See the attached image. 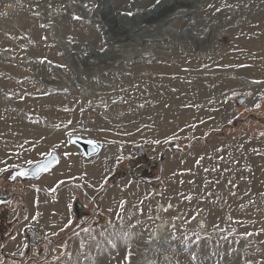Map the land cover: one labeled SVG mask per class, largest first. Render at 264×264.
<instances>
[{
  "label": "rangeland",
  "instance_id": "374dc122",
  "mask_svg": "<svg viewBox=\"0 0 264 264\" xmlns=\"http://www.w3.org/2000/svg\"><path fill=\"white\" fill-rule=\"evenodd\" d=\"M105 1L0 0V160L8 162L9 172L12 165L26 168V161L42 160L46 156L41 153L59 145L55 151L70 164L69 159L80 158L70 142L72 137L94 140L103 148L98 157L79 159L82 178H72L82 179L84 187L75 183V219L59 228L61 232L42 236L48 237L53 246L49 249L44 245L49 255L43 248L44 255L33 264H145L147 255L160 244L171 255L172 264H264V136L260 135L264 132V83H253L264 81V0H248L246 6L239 4L236 9L212 1L213 7L204 12L188 11L185 18L173 14L163 30L172 28L170 24L199 27L205 18L206 26L211 27L216 22L207 13L225 9L242 20V32L235 36L225 32L235 27L231 25L211 33L214 41L206 38L203 44H189L191 57L180 72L190 78L183 81L176 75V81H183L177 84L179 89L163 85L153 90L138 79L145 77L143 69L150 67V62L165 67L161 63L166 59L154 54L136 58L142 61L138 64L125 59L114 64L105 60L98 68L93 66L94 71L113 73L129 69L131 79L127 74L115 75L126 78L117 89L102 87L100 82L107 81L105 77L93 82L80 79L73 60L87 61L88 55L82 52L87 43H97L105 52L115 47L102 18L92 16ZM143 1L109 0L116 9L106 15L125 16V11L135 12V4ZM205 2L209 0H201V4ZM152 47L142 44L137 49L149 51ZM156 51L165 56L173 49ZM34 53L54 57L63 66L67 62L64 68L70 76L55 71L47 57L37 64L42 57ZM203 58L205 66H198ZM228 58L238 63L219 66L222 60L230 62ZM256 58L261 60L257 62ZM78 67L91 69V65L82 63ZM45 72L50 77L58 74L64 84L49 80ZM227 74L231 78L224 77ZM115 92L121 95L103 101L107 97L104 94ZM238 96L246 97L243 105L236 104ZM59 98L81 106L65 111L64 107L56 110L59 103L42 105ZM34 99L38 108L29 107ZM257 103L259 108L255 107ZM229 120L233 122L229 124ZM221 148L223 151H219ZM118 156L123 157L119 162ZM161 157L162 168L153 164ZM171 160L174 163L169 165ZM85 170L91 174L90 180ZM9 172L0 173V201H4L0 203V240L8 230L11 233L14 224L17 226L22 207L26 208L23 185L7 182ZM122 175L131 176V183L125 181L109 190ZM97 179L98 188L104 186L96 195ZM52 182L47 181L49 190ZM73 183L68 181V186L73 187ZM16 192L20 197L17 200L13 197ZM95 195L97 202L93 203L91 197ZM62 201L65 199L57 204ZM160 204H171L173 210L161 214V220L169 225L167 238L155 246L152 235L160 223ZM44 218L39 227L45 226ZM247 232L253 235L245 236ZM196 234L202 238L199 244L194 243ZM61 236L65 240L60 242L57 239ZM192 255L197 256L195 262ZM160 260L157 256L158 264ZM5 264L18 263L8 260Z\"/></svg>",
  "mask_w": 264,
  "mask_h": 264
},
{
  "label": "bare ground",
  "instance_id": "6f19581e",
  "mask_svg": "<svg viewBox=\"0 0 264 264\" xmlns=\"http://www.w3.org/2000/svg\"><path fill=\"white\" fill-rule=\"evenodd\" d=\"M212 1L213 2L216 1V3L219 2V3H221L220 5H230L229 7H235V9H236V7L238 8L239 4L245 5V6L248 4V0H241V1L240 0H209L208 4H206V2H205V4H203V3L201 4V0H159V3H157V0H144L142 3H139V4L136 3L135 4L137 9H135V12L131 11L134 13V15H132V16H128V15L124 16V14H121V15H123L121 17V16H119L120 14H117L115 16L109 17L106 14L114 13V10L116 8L114 7L113 3L109 2V0H106L103 3L101 9L98 12H95V13L93 12L92 16L97 17V18L98 17L102 18V20L104 22V26L107 29V35L110 38L112 45L115 47L113 49H111L110 51L107 50L108 52L107 51L101 52L100 51L101 46L99 44L95 43V44L91 45L90 43H87L84 46L86 48V50H84V51L81 50L83 53H85V52L88 53L87 54L88 55L87 61L81 60V59L80 60L76 59V61L73 60V65L74 66L76 65V70L79 73L80 79L81 78L86 79V82H89V81L93 82L95 79L105 77L107 79V81H101L100 85L101 86L103 85L102 87H106L110 90L117 89V85H123L126 78L115 77V75L117 76V74H121V73L127 74L129 76L127 79H131L132 78V72H130L129 69L121 68L118 73H113L111 71L108 72V71H102V70L94 71L93 66H96L98 68V66H101L103 64V62L105 63V60H112V63L114 64L120 60H125V59L128 61H131V62L135 61V64H138L142 61H136L135 60L136 58H140V57L145 58V56H147V55L151 56L152 54H154V55H158L159 59H163V60L166 59L165 62L161 63V64H164L165 67L162 68L161 66H159L158 63H156V62L151 63L150 62V64H151L150 67L143 69V70H145V73H146V74H144L145 77L138 79V80L141 82V84H142V82L147 83L148 88H150V86H151L152 90L156 89V87H158V86L160 88H162L163 85H165V86H171L172 85L173 88L179 89L176 87L177 84L179 86V85H181V84H179V82H183L186 79L190 78V77H188L187 74L180 72V70H182V68H184L186 66V64H188L185 62V60H187L188 57H191L190 51L187 49V46H189V44H195V43L203 44L206 42V38L210 39L211 41H214V38L211 37L212 36L211 33H214L218 30H222V29L227 28L231 25H235V27L234 28L233 27L227 28L225 32H228L231 35L234 34V36L239 35V31H240V33L242 32L241 31L242 29L240 28V26H243V25H241L242 23L240 24V22H242V20L241 19L238 20L235 16H233V14H232L233 11L229 13V12H227L228 10H225V9H222L221 12H218V11L215 12V10H212L211 12L207 13L208 17L212 18L213 21L216 22V25H212L211 27H209V25L206 26V24H205L206 18H205V20L199 24V27H195V26H193V24H191L187 28H185V25L183 26V28H180L181 24H178V25L170 24L172 28H168L167 30H163L164 28H166L168 21L173 14H175V15L176 14L177 15L182 14V16H184V18H185L186 15L190 14V13H188V11H193L194 13H197L198 11L204 12L205 10L209 9V5H210V3H212ZM197 2H200L201 5L197 6L198 5V4H196ZM210 8H212V7H210ZM125 12L127 13V11H125ZM181 41H183L184 43H182ZM142 44H144V45L152 44V46H154V47H152V49H150L149 51H147V50L139 51L137 49V47H138V45L140 46ZM80 45H82V44H80ZM238 47H240V46H238ZM91 48H92V50H91ZM181 48L184 49V51H186V52L178 50ZM142 49H146V48H142ZM172 49H173L172 53L169 55H165V56L159 55L160 53L158 51H156V50H162L163 51V50H172ZM156 52H158L159 54H157ZM34 55L40 56L39 53H34ZM40 57H47V59L52 61L54 66H55L54 70L57 71L58 73L60 71L61 72L64 71L66 73V75L70 76V73L66 72L67 68L65 69L64 67H59V65H62V63H60L58 61V59H56L54 57L50 58L51 56L48 57L46 55L40 56ZM70 59H71V57H70ZM228 59H230V58H228ZM89 60H91V63L93 61V63L92 64L89 63ZM256 60H257V62H259V60H261V59L256 58ZM263 60H264V58H263ZM121 62H123V61H121ZM80 63H82L83 65H88V66L91 65V69L88 71H84V70L80 69L78 67L80 65ZM237 63L238 62L235 61V59L231 58L230 62H226L224 60L219 62V66H221V67L226 66V65L230 66V65H235ZM37 64L40 65V59L37 60ZM66 64H67V62H65V65ZM205 64H206L205 58L198 61V66L199 65L205 66ZM39 65H37V66H39ZM192 67H194V66H192ZM45 74L47 75V78H50L49 80H51L53 78V80L57 81L59 84H61V83L64 84V80L57 77L58 74L53 75L55 77H50L49 74L46 72H45ZM241 74H243V73H241ZM176 75H178L179 78H183L184 80L183 81H176V79H175ZM199 76L201 78L205 77L203 75H199ZM224 77L231 78V75L227 74V75H224ZM203 81H204V79H203ZM218 86H219V83L217 84V87ZM60 90H62L61 87H60ZM161 90H163V89H161ZM185 91H187V89L183 90V92H185ZM33 93H34V91L32 92V95H34ZM111 95H115V97H118L121 94L116 93V92L110 94V96L108 94H106V95L104 94V96H107V97H105V99L103 101L111 99ZM35 101H36V99L30 101L29 107H34V108L37 107L38 108V103H35ZM50 103L51 104H54V103L58 104L59 103L58 108H56V110H58V109L63 110V107H64V109H68L67 111H74L73 109H75V111H76L81 106L80 103H78L76 101L68 100L65 98L55 99L54 101L47 100V101H44L42 103V105L47 106ZM100 162H98V163H100ZM173 163H174V161L171 160L169 162V165H171ZM92 165H89L88 167L90 168ZM80 168L81 167L79 165H77L73 169L77 170ZM262 170H264V168ZM262 175H264V174H262ZM109 195H107V196L109 197ZM165 207H166L165 204L164 205L160 204V208H159L160 211L157 209L160 212V214H159L160 223H159L158 228H157V233L155 234V236H158L156 238L157 242H159V241L161 242V239L167 238L166 237V229L168 228L169 225H166V221L161 220V218H160L161 214L165 213L163 211V209ZM172 210H173V207L169 208L167 212L172 211ZM51 212H52V215H51ZM180 217H182V216L180 215ZM66 218H68L67 213H66V201L65 202L62 201L57 206L54 205L53 207H51V209H49V214L44 219L45 220V226H47L49 228L51 225H56L57 223H61V221L65 220ZM39 234H40V232H39Z\"/></svg>",
  "mask_w": 264,
  "mask_h": 264
},
{
  "label": "crops",
  "instance_id": "0c3cea01",
  "mask_svg": "<svg viewBox=\"0 0 264 264\" xmlns=\"http://www.w3.org/2000/svg\"><path fill=\"white\" fill-rule=\"evenodd\" d=\"M75 148L79 151V154H78L80 156L79 159L88 160L87 158L84 157L82 150L77 145H75ZM102 151H103V148L101 150V153ZM56 152L58 153V151ZM77 157L78 156H75V158L69 159L70 164H67L66 162H64L63 158L60 156L61 158L60 164L57 167H55L52 171L43 175L39 180L28 181V182L16 181L14 183L15 185L16 184L23 185V188L25 191H24V196L22 198V201L26 208L22 207V211L20 212L17 226L15 227V224H14V228L12 229L11 233H10V230H8V232L0 240V264H5V262L8 260H10L11 262H17L18 264H33L35 260L41 259V256L44 255L45 250H47V255H49V250L46 249L44 245H46L47 248L49 249L53 245L49 242L48 237L47 239H45L44 237L46 235L48 236L53 235L54 233L59 232V231L61 232L62 231L60 230L61 228H65L66 225H69L72 222V220L75 219V214L73 213L74 206H75L74 200L76 199V194L78 191V188L75 186V183L79 182L81 186L84 187L82 179H78L76 177L77 178L76 180L75 178H72L73 176H79L82 178L83 171H84L82 168L77 169V170L72 169V167L77 166V163L80 162V160ZM36 162H38V160ZM76 174H80V175H76ZM89 175L91 174L86 171L87 179L91 178V176ZM131 179H132L131 176L122 175L120 176V178L118 177L116 181H113L111 183V187L109 190H111L113 187L117 185L124 183L125 181H130L131 183ZM50 180H53V182H52L51 189L49 190V188L46 186L48 184L47 181H50ZM44 181H46L45 184H44ZM68 181H71V182L74 181L73 183L74 186L73 185H71L73 187L68 186L69 185ZM98 181H99L98 179L94 181V183L97 186H96V189L94 190L95 193L92 192V194L93 193L96 194L97 192L100 193L103 189L104 185L102 186L101 189L98 188L100 187ZM90 183L91 181H88V184ZM86 190L87 189H85V191ZM70 194H72V196H69ZM96 195L94 197L93 196L91 197V200L93 203L97 202ZM13 197L17 200V198L19 197L18 193L16 192L13 195ZM63 199L67 201L66 213H67L68 220L65 219L66 224L63 225L64 221H61L62 226L61 224L57 223L56 225H51L50 226L51 228L49 227V229L47 226L39 227V224L40 225L43 224V220H42L43 217L45 216L46 218V216L49 214V209L52 207L51 205H55L59 203L60 200H63ZM69 205H71L70 208H69ZM1 208L2 207H0V209ZM93 209L94 207L91 209V211ZM52 228H54V230ZM38 234L44 237L41 238L39 237ZM7 236L9 237L7 238ZM64 236H61L57 240H59L60 242L62 240H65ZM12 237H15V239H12ZM33 248L37 250L36 253L35 251L33 252L31 251ZM43 248H45V250ZM18 251H20V253H17Z\"/></svg>",
  "mask_w": 264,
  "mask_h": 264
},
{
  "label": "snow or ice",
  "instance_id": "6c2138e0",
  "mask_svg": "<svg viewBox=\"0 0 264 264\" xmlns=\"http://www.w3.org/2000/svg\"><path fill=\"white\" fill-rule=\"evenodd\" d=\"M157 3H159V0H157ZM229 6L230 5H225V7H229ZM209 7H213V6L209 5ZM216 11H220V9H216ZM126 15L132 16V15H134V13L129 11V12L126 13ZM73 19H81V18L74 16ZM44 39H46V37ZM69 42H72L71 38H70ZM100 51L103 52V51H105V49L101 48ZM87 54H88L87 52L84 53V55H87ZM45 61H46V58H44V57H42L40 59L41 63H43ZM49 63H51V62L49 61ZM59 67H65V66L59 65ZM253 83H264V81H253ZM233 95H236V93H233ZM113 103H115V101H113ZM255 107L259 108L260 107L259 103H257L255 105ZM67 110L68 109H65V111H67ZM237 118L238 117H234V119H237ZM232 122H233L232 120L228 121L229 124H231ZM71 123H72L71 121H68V125H71ZM57 127H59V126L57 125ZM65 127H67V125ZM66 134H67L68 137L72 136V132L71 131H68ZM260 135L264 136V132L260 133ZM67 142L68 141H65L64 143H67ZM72 142L74 143V141H72ZM155 143H159V141H155ZM88 144L93 146V151H97L98 150L99 145H97L96 141L89 140ZM57 147H59V145H53V150H51V151H49L47 153H41L42 156H46L47 157L46 160H42V161H39V162L32 161V160L26 161V163H28L29 165H33L32 169H24V168H21L19 165H12L11 166V170L15 172V175H12L11 172H10L9 178L11 180L15 181L18 177L27 178V177H31V176H38L40 173L50 170V167L53 165L54 162L55 163L59 162L58 156L56 155V152H55V149ZM219 151H223V148L219 149ZM64 155L68 156V155H71V153H64ZM116 159H117V162H119L121 159H123V157L122 156H118ZM0 164L4 165V167H0V173L9 172V166H8V162L6 160H0ZM186 199H190V197H186ZM0 203H4V201H0ZM70 207H71V205H69V208ZM171 207H172V205L169 204L167 207H165L163 209V211L165 213H167L168 209L171 208ZM26 219H27V217H26ZM118 219H119V217H118ZM192 219H195L194 215H193ZM201 227H203V225H201ZM84 231L85 232H89L90 229H84ZM261 231H264V229H262ZM244 235L245 236H252L253 233L247 232ZM256 235H259V232H257ZM12 239H15V237H12ZM173 239H175V237H173ZM201 239L202 238L198 234H196V239H195L194 243L199 244ZM187 242H188V238L185 237V243H187ZM83 247H84V244L82 242L81 243V248H83ZM191 259L195 262L197 260V256L196 255H192Z\"/></svg>",
  "mask_w": 264,
  "mask_h": 264
},
{
  "label": "water",
  "instance_id": "95a60500",
  "mask_svg": "<svg viewBox=\"0 0 264 264\" xmlns=\"http://www.w3.org/2000/svg\"><path fill=\"white\" fill-rule=\"evenodd\" d=\"M235 102H236L237 105H243L246 102V97L245 96H238L236 98V101ZM71 141H74V144L77 145L83 151V153H84V155H85L86 158L96 157L101 152V146L98 143H97V145H99L98 150L97 151H93V146L88 144V141H89L88 139L86 140V139L80 138V137H77V138H73L72 137ZM56 155L58 156L59 162L58 163H55L54 162L53 165L50 167V170H48L46 172H42L38 176H31V177H27V178H25V177H18L15 181H13V180H11L9 178L10 172H11L12 175H15V172L14 171H10L9 174L6 176L7 182H9L11 184H14L16 181L28 182V181H37V180H39L44 174L52 171L55 167H57L59 165V163H60V156H59V154L57 152H56ZM46 159H47V157H45L42 160H46ZM163 159L164 158L161 157L159 160L154 161L153 164L155 166L160 165V168H162ZM42 160H40V161H42ZM32 168H33V165H31L29 167H26L24 169H32Z\"/></svg>",
  "mask_w": 264,
  "mask_h": 264
},
{
  "label": "built area",
  "instance_id": "2783aa9c",
  "mask_svg": "<svg viewBox=\"0 0 264 264\" xmlns=\"http://www.w3.org/2000/svg\"><path fill=\"white\" fill-rule=\"evenodd\" d=\"M139 152L142 153V150H140ZM39 237L42 238V236H40V235H39ZM152 237H153L152 241H154V245L156 246V244L159 243L156 241V238L158 236H155V234H154V235H152ZM152 250H153V252L151 254L147 255L148 258L145 260V264H158L157 256L161 257L160 264H172V263H170L171 262V255L167 252L165 246H162L160 244L155 249H152Z\"/></svg>",
  "mask_w": 264,
  "mask_h": 264
},
{
  "label": "flooded vegetation",
  "instance_id": "af4514ba",
  "mask_svg": "<svg viewBox=\"0 0 264 264\" xmlns=\"http://www.w3.org/2000/svg\"><path fill=\"white\" fill-rule=\"evenodd\" d=\"M159 167V166H158Z\"/></svg>",
  "mask_w": 264,
  "mask_h": 264
}]
</instances>
